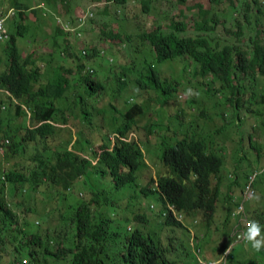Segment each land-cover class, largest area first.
I'll return each instance as SVG.
<instances>
[{
  "label": "rangeland",
  "instance_id": "374dc122",
  "mask_svg": "<svg viewBox=\"0 0 264 264\" xmlns=\"http://www.w3.org/2000/svg\"><path fill=\"white\" fill-rule=\"evenodd\" d=\"M76 1L78 4L81 2L80 0ZM196 1L189 0L188 5H192ZM3 3L4 0H0V7ZM96 3L100 2L96 1ZM200 3L202 6H207L208 18H211L214 14L219 16V25L214 34H204L213 43L238 41L240 44H246L249 39L248 37L255 34V31L248 32L246 30L237 36L235 35L237 29L231 28L230 25L231 21L242 19L245 10V0H201ZM89 5L90 3H84L81 5V8L85 9ZM164 6L162 5L163 8ZM120 8L122 14L124 13L125 15V19H121V15L116 12L117 7H114L112 13L103 16L104 22L99 18V23L97 21L88 26L82 41L72 35H68L67 40L72 44L71 50L68 53L76 55L82 47H86L87 49L95 48L99 53L104 50L107 52L106 54H112L115 59L120 57L118 58V64H129L131 67V71L125 68L129 76L127 84L123 87L120 94L117 95L119 88L116 86V79L114 78L113 82L112 77L114 75L119 77L120 69L118 68L117 72L113 71L114 75H109L105 70L104 64L106 63L102 55L96 56L92 66L95 71L94 78H98L104 88L100 90V97L92 98L93 101H91V98L84 94L89 111L86 119L82 117L81 106L77 104L71 105L69 107L71 118L68 122L70 128L64 129L67 130L65 132L61 130L44 140V147L51 152L63 150L66 142H71L77 137L81 143H84L85 140L89 141L94 151L99 152L107 137L111 140L114 139L115 133L113 132L115 131L112 130L122 125L125 113L133 105L141 104L144 107V112L139 117H137L138 115L136 116L135 125L132 126L127 135V138L134 139L138 143L142 152V160L146 164V169L141 172V178L137 184L125 189L115 190L113 185L108 186L109 178L107 177H104L97 183L93 174L94 170H92L89 178L81 180L73 186L71 191L64 193L65 200L62 201L61 194L63 192L43 186V178L37 176V173H40L42 169L37 167V165H32L30 156L36 153L35 149L43 153L44 157L50 156V153L44 149L41 143L29 144L26 154L13 156L10 151L9 155L6 156L0 153V178L4 171L19 169L29 178L30 183L27 184V190L23 196H14L11 193V187L7 185V200L13 201L12 209L17 214L16 229L22 230L25 228V232L30 233L32 231L33 234H38L42 237L48 235L50 240L47 246L50 250L55 249L63 237L68 245H73V229L71 224L65 225L64 217L70 215L72 206L76 208L81 201L88 203L92 199H96L97 205L93 204L91 206V209L94 210V215L106 219H116L119 212L125 217L124 220L115 221L112 230V233L115 235L112 237L110 249L106 253V264H123L121 255L125 252L126 238L136 230H140L141 227L145 233L153 232L154 229L156 231L159 230L156 235L161 238L163 248H167L166 245L168 243L170 248L176 249L175 255L179 262L195 264L192 248L188 244V239L191 237L188 230L179 227L173 233L172 228L159 227L161 219L156 216L163 208L162 203L156 195L144 196L141 194L142 188L146 186L152 187L151 180H156L158 175H168V169L162 165L159 158L161 150L159 146L160 141L164 139L170 145H173L179 139L186 136H195L196 138L205 140L208 136L213 141L214 148H219L217 147L218 143L221 146L215 153L225 157L223 174L225 179L230 180L233 171L242 174L254 168L259 170L264 169V151L262 150L264 146V131H258L259 129L255 127L256 124L258 127L261 123H257L258 120L256 118H251V115L247 112V106L242 109L241 113L232 110V104L229 102L227 103L228 106H226L222 96L230 94V86L224 85L222 90L215 92L214 88L218 82V78H215L213 75L202 76L197 71L192 60L186 59L184 63L186 72L182 75L180 71L182 67L181 62L169 64L163 69L164 64L155 62L151 55H140L150 48L149 43L151 42L143 41L138 34L142 33L143 30L152 29L159 24L170 31L171 23L177 19L188 25L185 30V34L187 35L194 36L199 34V32H204L196 29L194 26L196 19H202L200 10L196 8L194 10V6L192 8H186L185 6L181 8V5L171 3L166 7L168 14L164 10H159V6L152 8L149 12H144L141 0H127V4H122ZM176 9V14H173ZM256 10L257 7L253 6L251 10V22L254 23L258 19L264 28V14L257 13ZM262 10L264 11V7H262ZM74 14L75 8L71 9L70 16L65 13L64 8H60L57 16L63 21H68L73 18ZM225 18H227V21L224 23ZM28 19L31 22H38V20L32 17ZM6 22V34L8 35L16 33L15 26L20 24V22L22 23V20L20 21L17 15H9ZM47 23L52 32L56 31L55 23L51 18L47 20ZM116 32L122 35L128 33L133 37V40L130 42L122 41L116 37ZM21 40L28 41V38L22 37ZM21 40L17 38L16 44H20ZM34 46V54L36 56L47 54L50 48L47 40H43L39 45L34 44ZM5 47L6 42H2L0 44V53ZM71 63L72 60L70 59V65ZM149 63L156 64L157 69L155 72L149 67ZM54 64L58 65V68H63V65H59L57 57L54 59ZM65 69L67 70V67ZM162 78L171 83L177 82L178 90H168L169 86H167L166 90L168 91H165ZM233 84L241 89L242 103L256 110L257 117L264 120V75L259 74L258 77L256 75L251 77L241 73L238 78L234 79ZM189 90H191V94H189ZM72 92L78 96L77 88ZM73 93H70L67 97V103L73 100ZM156 97L159 99L155 100ZM0 98H3V96L0 95ZM166 99L170 100L165 104L164 101ZM216 113L218 117L215 116ZM238 118L244 121L245 126L240 128L237 134L236 130L233 129L235 128L234 121L238 120ZM90 119L91 121L88 123L87 121ZM22 121V118L9 115L5 109L2 110L0 113V144L5 140H9L11 146L15 145L20 149L18 143L24 135V130L18 131L17 128ZM25 121H28L27 116L24 119V124ZM225 122L230 124L227 129L226 126L220 127ZM218 129L220 133L215 134V131ZM252 129L256 131H252L251 144L263 151L260 152L261 155L259 157L260 159L263 158L261 162L258 161L257 155L249 142V132ZM6 133H9L11 138L6 137ZM7 146L5 147V152L8 150ZM71 147L72 145L69 148L71 149ZM82 155L88 156L90 152ZM90 188L102 196L99 195V199H97L92 194ZM255 188L257 199L254 203L257 207H264V174L258 178ZM239 189L240 187L237 186L229 188L227 181L223 180L214 228L216 226L221 227L222 222L225 220L226 195L236 193ZM81 191L82 193L78 194ZM16 203L19 204V207L18 205L14 206ZM150 206H152L153 210H150ZM114 209L116 215L111 217L110 211ZM143 213L148 214L147 219L150 222H142L141 225L140 222L132 220V217L135 215ZM35 220L39 221L34 222ZM43 220L44 222H40ZM32 226H35V228H32ZM174 234L188 252L184 251L183 254L179 252L181 248L176 243ZM262 235H264V229L262 230ZM11 236V234H8L5 246L0 247V264H11L13 261L15 252L10 244ZM211 236L213 238L217 237L213 229ZM16 237L15 244H18L21 242L22 236L18 234ZM25 237L28 238V234ZM169 238H171L172 243L168 240ZM203 239V241L202 239L199 241H202L206 252H210L211 247H220L224 243L221 241L213 242L210 235L203 237ZM168 255L174 257L172 252H168ZM203 255L205 256L204 253ZM228 264H264V249L257 252L248 244L238 245L230 254Z\"/></svg>",
  "mask_w": 264,
  "mask_h": 264
},
{
  "label": "clouds",
  "instance_id": "9594fccd",
  "mask_svg": "<svg viewBox=\"0 0 264 264\" xmlns=\"http://www.w3.org/2000/svg\"><path fill=\"white\" fill-rule=\"evenodd\" d=\"M80 1H81L80 4H78V2L76 0H45V1H42V0H4L3 5L0 7V44L2 42H6V47L3 50H1V53H0V58L2 59V64L5 65V67L9 64V62L7 61V58L4 54V50L9 46L10 36H12V35L16 36V33L15 34H8V35L6 34V30H7L6 20H7L9 15L10 16L17 15L19 20L20 21L22 20V23L20 22V24H18L17 26H22V27H25L27 29V31L24 33L23 36L17 37V38H19L21 40L22 37H27L28 41H22L21 40L22 42L18 45L15 44V46L18 49L19 56L22 59L28 58L29 67L26 66V67H24V69L27 72L33 73V75H34V79L31 81V83L29 85L30 97H31V99H29V101H32L34 98L36 99V101L40 100L41 103L45 104L47 111L52 112L51 118H49L47 120L37 121V120L32 118L33 103H30L31 105H28L25 102H21V101L16 100L8 92L0 90V95L3 96V98H0V113L2 112L3 109H5L7 114L16 116L18 118H22V120H23L22 123L17 128L18 131H20L21 129L24 130V135L19 140V142L22 139L28 140L27 139L28 132L34 131V130L41 128V127H46V129L44 131L45 132L44 135L37 134L35 139L30 140L31 142H25L24 143V144H26L25 151H22L20 154H26L27 149L29 147V144H31V143H41L44 147V145H45L44 140H46L50 136H53L55 133H57L61 130H63L64 132L67 131L64 129L70 128V125L68 122H69V119L71 118V113H69V107L71 105L77 104V105L81 106L82 117H84L85 119L87 118L86 113L88 114L89 111L87 109V100L84 97V94H86L87 97L91 98V101H93L92 98L100 97V90L104 89L102 84L99 82V79L94 78L95 71H94L92 64H93V60L96 58V56L102 55V57L104 58L105 63H106V64H104L105 70L109 73V75H114L113 71L117 72L118 68L120 69V76L117 77V75L116 76L114 75V77H112L113 82H114V78L116 79V86H118V88H119V92L117 95H119L120 92L122 91L121 88H123L127 84V80H128L129 76H128L127 72L125 71V68H128V70L131 71V67L129 66V64H127V65L118 64V58H120V57L115 59L112 56V54H110V53L106 54L107 52L104 50H102L99 53L95 48L87 49L86 47H82L80 49V51L78 52V54H76V55L73 53L69 54L68 52L71 50L72 44L70 42H68V40H67L68 35H72V36L76 37L78 40L82 41L85 37V30L88 28V26L96 23L99 18H101L103 20V16H107L110 13H112L114 7H117L116 12L121 15L120 16L121 19H125V15H124V13L122 14V10H121L120 6H122V4H127V0H80ZM96 1H98L100 3H96ZM210 1H213V0H210ZM232 1H234V0H232ZM141 2H142V10L144 12H149L152 8L159 6V10H164V12L166 14H168V10H166V7L168 4H171V3L174 5L179 4V5H181V8H184V6L186 8H192L194 6V10L196 8V9L200 10V13H201V9L208 10L207 6L201 5V3H200L201 0H197L192 5H188L189 0H186V3H184V4L179 0H141ZM84 3H90V5L88 7H86L85 9H82L81 5ZM162 5H165L164 8L162 7ZM200 6H201V8H200ZM253 6L257 7V10H256L257 13L264 14V11L262 10V7H264V0H245V10L243 12L242 18L244 16V13H245V16H246V14H248V16H249L248 18H249L250 22L248 24L246 21L245 26H248L252 30L251 32L255 31V34H257L259 29H262L264 31V28L261 26V23H259L258 19H256L254 23L251 22V10H252ZM24 8H26V9H24ZM60 8H64L65 13L68 14L69 16H70L71 9L75 8V14H74L73 18L71 20H68V21L61 20L57 16V13H58ZM176 12H177V9L173 12V14H176ZM178 13H179V11H178ZM201 15H202V17L205 16L202 13H201ZM206 16L209 17V13ZM30 17L38 20V22H31V20L28 19ZM50 18L55 23L56 31L52 32L50 30V26L47 23V20ZM225 20H226V18L224 19V22H225ZM39 21H42L43 23L39 22ZM45 21H46V23H45ZM197 21H200V20H198V19L195 20L194 26L196 29H198L197 28ZM103 22H104V20H103ZM98 23H99V21H98ZM17 26H15L16 32H17ZM157 27H159L164 32H170V31L176 29L175 32L170 33V34H175V37H173L171 40H175L178 42H187L186 38H189V37L193 38V37L198 35L197 34V35L192 36V35L185 34V30L188 27V25L185 22H182V21L177 20V19L171 23V26H170L171 30L170 31L166 30L164 27H162L159 24L152 29L143 30L142 33H144V32L151 33ZM216 28H217V26H216ZM216 28L213 31L199 32V34H202L203 36L207 37L209 39V41L211 43H213V41L210 40V38L204 34H212V33L214 34ZM142 33L138 34V36L140 38H141L140 35ZM255 34H253V35H255ZM115 35L118 39H120L122 41L125 40V42L126 41L130 42L133 40V37L128 33H124L122 35L119 32H116ZM43 40L48 41V43L50 45L49 51L47 54H45L43 56H36L34 54V50H35L34 44L39 45ZM143 41L151 42V43H149L150 48H148L145 53H143V54L139 53V54L142 56L151 55L153 60L155 62L159 63L157 61L155 48L153 47V41L152 40H143ZM16 42H17V40H16ZM223 42H226V41H221L220 43H223ZM219 44L213 43V45H219ZM55 57H57L59 59V65H63V68H58V65L54 64ZM70 59L72 60L71 65H70ZM186 59L192 60V62L196 66L197 71L201 74V72H200L201 65L198 62H196V60L194 58H192L188 55H178L174 59L164 60L160 64H164V66H163V69H164V67L169 65V64L181 62L182 67H181L180 71H181V74L184 75L186 72V66H184ZM210 61H214V60L206 59L207 66H208ZM82 65H83V71H82V74L80 75V69L82 68ZM64 66L67 67V70L65 69ZM149 67L152 69L153 72H155V70L157 69L155 63H149ZM101 69H102V67H101ZM97 73H98V71H97ZM241 73L248 75L247 72L239 71L236 73L237 76L235 77V79L238 78ZM212 74H214V73H212ZM212 74H210V75H212ZM87 75H91L92 79L95 81L96 93H90L89 88L87 87V85L84 81L85 76H87ZM97 76H98V74H97ZM213 76L218 77L215 74ZM161 77H162V72H161ZM162 80H163V85L165 86V91L170 90L171 85H173V84L177 85V82L171 83V82H168L165 78L164 79L162 78ZM167 86H169L168 90H166ZM232 86H234V87H232ZM232 86H230V88H231L230 94H226V95L222 96V98L225 100L226 106H228L227 105L228 102L231 103L232 104V106H231L232 110H236L238 113H241L242 109L245 106H247V112H248V114L251 115V118H256L258 120L257 123H261V125H259L258 127L256 124L255 127L257 129H259L258 131H264V120H261L260 117H257V115L255 113L256 110L251 109L248 105H246L245 103H242L241 89L237 88L233 83H232ZM76 88L78 91V96H77V94L72 92ZM84 88H85V91H84ZM45 90H48L50 92V94L46 98L41 99L39 97V95L41 94L42 91H45ZM176 90H178V88ZM173 91H175V90H173ZM51 92H53V94H54L53 96H51ZM70 93H73L74 98L70 103H67L66 100H67V97L69 96ZM189 94H191V90H189ZM139 105H141V104H139ZM141 106L143 107V105H141ZM143 112H144V107H143ZM141 114H138V116H137V114H135L133 116L134 122H133L132 126L135 125V122H136L135 118L139 117V115H141ZM26 116H27L28 121L27 122L25 121V124H26L25 125L24 119ZM215 116L218 117V114L216 113ZM90 121H91V119L88 120L87 122L90 123ZM124 124H125V119H124L122 125H124ZM229 125H230L229 123L225 122V124L220 126V127L226 126V129H227L229 127ZM121 126H119V127H121ZM132 126H131L130 130L132 129ZM234 126H235V128L233 130H236V132L238 134L240 128L245 126V123L241 118H238V120L234 121ZM119 127L114 128L115 130H112V131H115V132H113V133H115L113 140H111L109 137H107V139H106V140H110L112 145L116 142L117 138L121 137V136H119L118 131H117ZM226 129H225V131H226ZM130 130H129V132H130ZM253 130L254 129H252L249 132L250 144H251L252 131ZM254 131H256V130H254ZM218 133H220L219 129L215 131V134H218ZM6 137L11 138V135H9V133H6ZM186 137H189V136H186ZM186 137H183L182 139H184ZM189 138H191V137H189ZM120 139L121 140L124 139L127 141L128 140H134V139H129L127 137H123ZM182 139H179V140H182ZM163 140L164 139H162L160 141V144H159V146L161 147L160 154L162 153L161 151L163 150V143H161ZM206 140L208 142L207 154H213V155H216L217 157L221 158V160L223 162V166H224L225 165V157L220 155V154L215 153V151L219 150V148L221 147L219 145V143L217 145V147H219V148H214L213 141L210 140V138L208 136L206 137ZM242 140H244V139H242ZM75 142L78 143L77 144L78 147H81L83 150H85V151H80V152L75 151V152L78 155H80L86 159L90 158L91 153L96 152V151H94V149L91 146V143L89 141L85 140L84 143H81V141L77 137H75L71 142H66L65 147H63V150L51 152L46 147H44V149L50 153V156H48V157H44L43 153H40L37 149H35L36 153H34L33 155H35V154L38 156L42 155L43 160H47L46 158H49L50 160H52L58 153L64 154L66 151H68V152L73 151L74 148L71 147V149H70L69 147H70V145H73ZM9 143H10L9 140H5L4 142H1V144H0L1 155L5 154L6 156H8L7 152L8 151L10 152L9 146H11V144H9ZM166 143H168V141H166ZM137 145H138V143H137ZM6 146L8 147V150L5 152ZM67 146H69V147L67 148ZM251 146L257 155L258 161L261 162V160H263V158L260 159L259 157L261 155L260 152L264 151V146L262 148L263 151L257 149L255 145L251 144ZM101 150H102V146L100 148V151ZM100 151L96 152V153L99 154ZM89 152H90V155H88V156L82 155V154L89 153ZM95 163H96V161H91L92 165H94ZM223 166H222V170H221L220 192H219V197L217 199L216 206H215L216 210H217L218 200H220V198H221V186L223 184V180L227 181V185L229 188L237 186V187H240V189L236 193H229L226 195L227 205L224 208L226 210L225 211L226 217H225V220L222 222L221 227L216 226L214 228V224L216 222V220H215L216 213H214V215L212 217L211 212H208L205 209L179 210L174 205L173 206L167 205L166 206L167 211L163 215H161V211H160L158 213V215L156 216L157 218L161 219L160 220L161 221L160 226H159L161 228L162 227H168V229L172 228L173 233L175 232V229H178L179 227H182V228L188 230V232L190 233V236H191L190 239H188V244H190V246L192 248V253H193V256L195 259V264H228V258L230 256V254L234 251V249L238 245L248 244L251 246V248L253 250H255L257 252L264 249V235H262V230L264 229V220H260V219L256 218V216L258 214H261L264 212V207H262V206L257 207L256 204L254 203V201L257 199V191L255 188V185H256L257 180L260 177V175L264 174V169L259 170V169L254 168V169H251L250 171H248L246 173H242V174H239L236 171H233L230 180H227V179H225L224 174H223ZM44 169L46 170V175L43 174ZM92 170H94L93 174L96 178H101V180L104 177L109 178L107 175L101 176L100 173L96 172L95 169L90 168V171L86 175L79 176L77 179H75L71 183V185L68 188L64 189L61 186V184H62L61 181L56 178L57 176L55 175V173L52 172L51 169L46 168L45 166H43V168L41 170V172H42L41 178H43V180H44L43 186H45L47 188H51V189L61 190L63 192V194H61V200L64 201L65 200V194L64 193L71 191L73 186L75 184L79 183L81 180H84L85 178H89V176L92 174ZM18 171H22V170L19 169V170H9L7 172L4 171V173H3L4 176L3 175L1 176V178L2 177L3 178L2 179L0 178V188L3 187V189L0 190V194L3 195L5 199H7V195H6L7 185H9L11 187V190L13 189V184H11L9 181H7V179L9 178V176L11 174L17 175ZM157 178H158V176H157ZM157 178H156V180H151V182L154 183V184H152L151 188L155 187V188H157V190L155 192H150L148 190H146L144 192V188H145L144 187V188H142L143 192L141 189V194H143L144 196L156 195L158 200H159ZM194 179H195V177L192 176L191 180H194ZM214 181H215V184H214ZM210 182L212 183V184H210V188L214 187L216 185L217 179H216L215 175H212L210 177ZM109 185H113V183L110 181V178H109L108 186ZM131 186H133V184ZM105 187H107V186L105 185ZM127 187H130V186H126L125 188H127ZM113 188L115 190H119L118 189L119 187L113 186ZM91 189L92 188H90V190ZM120 189H122V188H120ZM24 190H27V185H26ZM81 193H82V191L78 194H81ZM92 205H93L92 203L90 204V203H86V202L81 201L80 204L78 205V207L73 208V206H72V208L70 210L71 211L70 215H68L67 217H64L65 225L71 224V226H72L73 238L76 235L74 224H77L79 214L83 215L85 217H89L90 219H92L96 222L97 218L94 217V210L91 209ZM162 207H163V205H162ZM150 210H153L152 206H150ZM147 215H146V220H148ZM15 216L17 219V214H15ZM95 216H97V215H95ZM114 216H115V214H112L111 217H114ZM166 219L167 220L168 219L174 220L176 225L167 224L165 222ZM208 219H210V220H208ZM226 220H227V223H226ZM36 221H39V220H35L34 222H36ZM40 222H44V220L40 221ZM148 222H150V220H148L147 223ZM140 223L142 225V222H140ZM16 225H17V221L14 225V229H12V231L8 232V234H11L12 236L13 235L17 236L18 234H21L22 239L26 238L27 240L30 237H40L41 241L43 242V244L40 245V247L42 249L48 247L47 244L49 243L48 241L50 240V237L48 235H45L42 237L38 234H33L32 231L30 233H27V232H25V228H23L22 230L16 229ZM32 228H35V226H32ZM212 229L215 231V233L217 235L216 238H213L211 236ZM140 231L142 232V234L144 236L151 237L152 235H154V232L156 230L154 229L153 232L145 233V232H143L142 227H141ZM27 234H28V238L25 237ZM207 235H210L211 240L215 243L218 241L219 242L221 241L224 243L220 247L219 246L211 247L210 252H206V250L204 249V247L202 245V241L204 240L203 237H205ZM47 238H48V241L45 242L47 240ZM64 239L65 238L63 237L62 241L60 243H58L57 245H61V246H65V247H72L75 244V241H73V245L70 246L64 241ZM174 239H175V241H177L176 243L181 248V250L179 251L180 253L183 254L184 251L188 252L184 248V246L180 244V241L176 238L175 234H174ZM200 239H202L201 242L199 241ZM168 240L172 243L171 238H169ZM175 241H174V243H175ZM33 246H39V245L36 242ZM126 247H127V242H126ZM126 247H125V250H126ZM55 249H53L51 251H54ZM109 249H110L109 244H107V246H106V251H104L102 248V251L99 253L98 261L96 264H106L105 263L106 262L105 261L106 253L109 251ZM175 250L176 249H173L170 247L163 248V254H164V257L166 258V260L169 261L171 264H188L186 262H179L177 256L175 255ZM126 252L127 251H125L124 254L121 255L123 264H129L125 260ZM168 252H172L174 257H170L168 255ZM203 253L205 254V256L203 255ZM20 258H21L22 264H28V262H27L28 259L22 258L19 254H16V256L12 259L13 261L11 262V264H13L15 259H20ZM53 259H54V262H56V264H70V262H68L64 259L56 260L54 257H53Z\"/></svg>",
  "mask_w": 264,
  "mask_h": 264
},
{
  "label": "trees",
  "instance_id": "16d2710c",
  "mask_svg": "<svg viewBox=\"0 0 264 264\" xmlns=\"http://www.w3.org/2000/svg\"><path fill=\"white\" fill-rule=\"evenodd\" d=\"M179 1L183 4L186 3V0ZM201 13L205 16L200 21H197V28L204 32L213 31L219 25V16L214 14L211 18H208L206 16L208 10L204 9H201ZM248 17V14L245 16L244 13L242 19L231 21V28L237 29L235 35L239 36L246 30L248 32L252 31L248 26H244L246 21L248 24L250 22ZM175 30L164 32L157 27L153 32H144L140 36L143 40L153 41V47L159 63L167 59H174L178 55H188L194 58L201 65L200 72L203 76L212 73L218 76L215 77L218 78L214 88L215 92L222 90L224 85L232 86L237 76L236 73L239 71L247 72L251 77H254V75L258 77L259 74L264 75V31L262 29H259L257 34L248 37L246 44H240L238 41H226L219 45H213L202 34H198L193 38H186L187 42L171 40L175 37V34L170 33L175 32ZM26 31L25 27L17 26L16 36H10L9 46L4 50L9 62L6 67L2 64V59L0 58V90L8 92L16 100L25 102L28 105L33 103L32 118L37 121L47 120L51 118L52 112L47 111L45 104L41 103L40 100L36 101L35 98L29 101L31 99L29 85L34 79V75L24 69L26 66L29 67L28 58L22 59L15 46L17 37L23 36ZM206 59L214 61H210L207 66ZM82 71L83 65L80 69V75ZM84 81L90 93H96V84L92 76H85ZM176 86V84L171 85L170 90H176ZM49 94L50 92L45 90L41 92L39 97L41 99L46 98ZM53 95V92H51V96ZM158 99V97L155 98V100ZM170 99H166L164 103L166 104ZM141 113H143V107L139 104L134 105L127 111L124 115L125 124L117 130L121 137L117 138L113 145L110 140H106L100 153H91L89 159L75 152L85 151L78 147V143L75 142L72 145L75 149L73 151H66L64 154L58 153L52 160L49 158L43 160L42 155L38 156L35 154L30 157L31 162L40 169L43 166L51 169L57 176L56 178L61 181V186L64 189L68 188L79 176L86 175L90 168L95 169L101 176L107 175L113 186L119 187L118 189H124L132 184L135 185L141 178V172L146 169V164L142 160V152L137 142L134 140H121L120 138L127 137L134 122L133 116ZM86 116H88L87 113ZM45 129L46 127H41L28 132V140L22 139L18 143L20 149L15 145L9 146L12 155H20L22 151H25L26 144L24 143L31 142L30 140L35 139L37 134L44 135ZM161 143H163V150L160 154V161L168 169V175H158L157 178L159 201L163 205L161 215L167 211V205H174L179 210L205 209L211 212L213 217L214 213H216L215 206L220 192L223 166L221 158L213 154H207V141L195 136L186 137L174 145H169L165 140ZM7 154L9 155V151ZM91 161H96V163L92 165ZM43 174L46 175L45 169ZM212 175H215L217 183L210 188V184H212L210 177ZM37 176L41 177L42 172L37 173ZM192 176L195 177L194 180H191ZM95 180L98 183L101 178L95 177ZM7 181L13 184L11 193L14 196H23L26 192L24 190L26 185L30 183L29 178L22 171H18L17 175L11 174ZM152 184L154 183L151 182ZM2 189L3 187L0 188V190ZM91 190L92 194L99 199L100 194L98 195L94 192V189ZM146 190L155 192L157 188L146 186L144 192ZM88 203L97 205V200L92 199ZM12 205L13 201H8L0 194V247L5 246L8 232L14 229L17 221ZM17 205L19 207L18 203L14 206ZM110 212L116 215L115 210ZM94 217L97 218L96 222L79 214L77 224H74L76 235L73 239L75 244L72 247L57 245L54 251L49 250L48 247L42 249L40 245L43 242L40 237H30L28 240L23 238L24 240L22 239L20 243L15 244L17 237L13 235L10 237V244L15 252L14 257L19 254L22 258L28 259V264H54L53 257L56 260L64 259L70 264H96L102 248L106 251L107 244L111 245L112 237L115 235L112 233L115 221L124 220L125 217L119 212L116 219H106L95 215ZM256 218L264 220V212L258 214ZM132 220L137 222L148 221L145 213L135 215ZM165 222L170 225H176L174 220L166 219ZM158 231H155L151 237L144 236L140 230L129 235L126 238L127 247L125 251L127 252L125 260L129 264H171L164 257L161 238L156 235ZM47 241L48 238L45 242ZM36 242L39 246H33ZM166 247H169L168 243ZM13 264H22L21 258L15 259Z\"/></svg>",
  "mask_w": 264,
  "mask_h": 264
}]
</instances>
